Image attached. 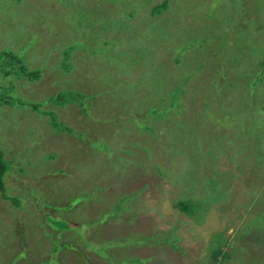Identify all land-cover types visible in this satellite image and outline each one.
Masks as SVG:
<instances>
[{
	"label": "rangeland",
	"instance_id": "rangeland-1",
	"mask_svg": "<svg viewBox=\"0 0 264 264\" xmlns=\"http://www.w3.org/2000/svg\"><path fill=\"white\" fill-rule=\"evenodd\" d=\"M162 1L0 0V264H264L262 0Z\"/></svg>",
	"mask_w": 264,
	"mask_h": 264
},
{
	"label": "trees",
	"instance_id": "trees-1",
	"mask_svg": "<svg viewBox=\"0 0 264 264\" xmlns=\"http://www.w3.org/2000/svg\"><path fill=\"white\" fill-rule=\"evenodd\" d=\"M167 5H168V0H163L160 4H158V5H155L154 7H153V11L154 12H161V11H163L166 7H167ZM25 71V70H24ZM27 73V72H26ZM27 74H29V75H33V74H35L33 71L32 72H29V73H27ZM37 75H38V73H37ZM37 75L36 76H34V78H36L37 77ZM79 94V93H78ZM78 94L77 93H75V92H67V93H65V92H63V93H60L59 94V98H60V102L61 103H64V102H67V101H71V100H73L74 98H77L78 97ZM50 114L52 115V121H54V122H56L57 123V125H60V123H58L57 121H56V116L54 115V113L53 112H50ZM63 128H65L64 126H63ZM3 151H1L0 150V191H1V193L8 199V200H10V202L11 203H13V204H18L19 205V201L17 200V198L16 197H11V196H8V195H6V186H5V181H4V174L6 173V171H7V169H8V166H6V164L3 162ZM48 219H50V220H52L53 218H51V216H49V215H47L46 216ZM55 222L53 223L52 222V224H51V226H52V228L54 229V230H57V231H62V230H64V228H65V226H66V229L68 230V229H70L71 228V226L73 225L72 224V222H68V221H65V220H63L62 218L61 219H58V220H54ZM58 223H60V224H64L62 227H58V226H56ZM249 226H252V225H256V224H252V223H249L248 224ZM57 231H55V232H57ZM50 235V238L51 239H53V234L52 233H50L49 234Z\"/></svg>",
	"mask_w": 264,
	"mask_h": 264
},
{
	"label": "crops",
	"instance_id": "crops-1",
	"mask_svg": "<svg viewBox=\"0 0 264 264\" xmlns=\"http://www.w3.org/2000/svg\"><path fill=\"white\" fill-rule=\"evenodd\" d=\"M257 6L264 8V0H262L261 2L256 3V7ZM260 41H261V39L258 40V42H260Z\"/></svg>",
	"mask_w": 264,
	"mask_h": 264
}]
</instances>
